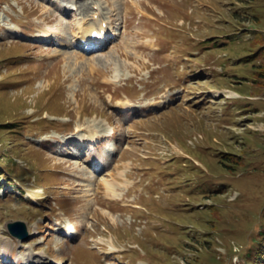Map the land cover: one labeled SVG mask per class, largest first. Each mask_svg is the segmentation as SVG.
<instances>
[{
  "label": "rangeland",
  "instance_id": "374dc122",
  "mask_svg": "<svg viewBox=\"0 0 264 264\" xmlns=\"http://www.w3.org/2000/svg\"><path fill=\"white\" fill-rule=\"evenodd\" d=\"M0 165V264H264V0H0Z\"/></svg>",
  "mask_w": 264,
  "mask_h": 264
},
{
  "label": "bare ground",
  "instance_id": "6f19581e",
  "mask_svg": "<svg viewBox=\"0 0 264 264\" xmlns=\"http://www.w3.org/2000/svg\"><path fill=\"white\" fill-rule=\"evenodd\" d=\"M97 13V12H96ZM94 14V13H93ZM98 14V13H97ZM96 16V15H95ZM107 26V24L105 25ZM81 28L83 29L80 33H78V39H79V42L80 44L81 43H84V41H90L92 40L91 36H96L97 37V42H98V45L103 42L106 37H101L102 36V32L104 30V24H103V21L102 20H91V21H88L85 22V21H81V25L79 26V29L81 30ZM117 28V27H116ZM119 28V27H118ZM108 33V32H107ZM114 33V32H113ZM119 33V32H118ZM99 35V36H97ZM88 43V42H87ZM91 43V42H90ZM86 44V42H85ZM94 46V45H93ZM111 55V54H110ZM109 55V58L108 60L112 62L113 64V69H114V74L116 77L120 76L121 73H120V69H119V63H118V60H116L115 58H113V56H110ZM76 60V59H75ZM70 62V61H69ZM71 65V64H70ZM93 65V64H92ZM125 102V101H124ZM124 104L125 103H118L120 109H123L125 108L124 107ZM127 106V105H126ZM124 110V109H123ZM91 128L95 131V132H99L100 129H102V122L98 121L97 118H93L92 119V123H91ZM109 126V125H108ZM127 166V165H126ZM127 182V180L125 181ZM104 185H105V189H106V194L107 195H111L112 197H118L121 195V192H119V189L120 188H123L126 186V183L124 182H118V181H115V180H105L104 181ZM72 226H69V229L71 228Z\"/></svg>",
  "mask_w": 264,
  "mask_h": 264
},
{
  "label": "water",
  "instance_id": "95a60500",
  "mask_svg": "<svg viewBox=\"0 0 264 264\" xmlns=\"http://www.w3.org/2000/svg\"><path fill=\"white\" fill-rule=\"evenodd\" d=\"M6 228L13 236L21 240L29 236V231L23 220L9 221L6 223Z\"/></svg>",
  "mask_w": 264,
  "mask_h": 264
},
{
  "label": "trees",
  "instance_id": "16d2710c",
  "mask_svg": "<svg viewBox=\"0 0 264 264\" xmlns=\"http://www.w3.org/2000/svg\"><path fill=\"white\" fill-rule=\"evenodd\" d=\"M6 156H7V155H4L3 157H6ZM3 163L11 164V163H13V162H12V160H9V161H8V160H7V161L5 160ZM0 167H1V165H0ZM5 179L8 181V183H11V182H12L13 185L15 184L12 178L5 177ZM263 234H264V233H263ZM263 236H264V235H263ZM255 252H256L257 255H255V257L253 258L254 261H257V262L261 263L260 258H261V257H264V239L260 241L259 248H256ZM252 262H253V261H252ZM248 264H249V263H248Z\"/></svg>",
  "mask_w": 264,
  "mask_h": 264
}]
</instances>
